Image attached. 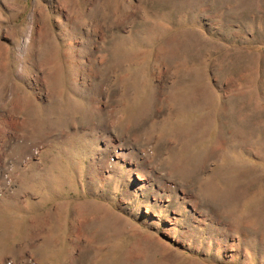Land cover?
Masks as SVG:
<instances>
[{
  "label": "rangeland",
  "instance_id": "obj_1",
  "mask_svg": "<svg viewBox=\"0 0 264 264\" xmlns=\"http://www.w3.org/2000/svg\"><path fill=\"white\" fill-rule=\"evenodd\" d=\"M0 264H264V0H0Z\"/></svg>",
  "mask_w": 264,
  "mask_h": 264
}]
</instances>
